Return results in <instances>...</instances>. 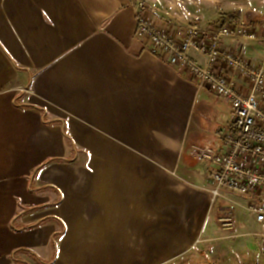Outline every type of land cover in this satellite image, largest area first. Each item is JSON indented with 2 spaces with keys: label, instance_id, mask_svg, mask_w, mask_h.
I'll return each instance as SVG.
<instances>
[{
  "label": "crops",
  "instance_id": "crops-1",
  "mask_svg": "<svg viewBox=\"0 0 264 264\" xmlns=\"http://www.w3.org/2000/svg\"><path fill=\"white\" fill-rule=\"evenodd\" d=\"M133 3L0 0V264H264L254 198H213L194 157L225 149L230 103L145 48ZM237 10L257 39L221 49L258 67L264 0Z\"/></svg>",
  "mask_w": 264,
  "mask_h": 264
},
{
  "label": "built area",
  "instance_id": "built-area-1",
  "mask_svg": "<svg viewBox=\"0 0 264 264\" xmlns=\"http://www.w3.org/2000/svg\"><path fill=\"white\" fill-rule=\"evenodd\" d=\"M133 6L136 37L144 42L145 48L186 71L199 88H206L230 103V122L217 131L225 149L198 146L194 157L213 167L210 174L213 198L223 189L254 198L250 209L261 226L264 240V199L261 198L264 195V109L260 105V97L264 96V61L258 67L250 66L241 57L224 52L220 46L224 39L247 37L255 40L257 33L238 20H225L214 26L196 22L184 32L176 33L154 23L143 3H133ZM194 54L204 57L206 62H198ZM220 60L249 80L251 91L248 94L237 91L227 76L214 68Z\"/></svg>",
  "mask_w": 264,
  "mask_h": 264
},
{
  "label": "rangeland",
  "instance_id": "rangeland-1",
  "mask_svg": "<svg viewBox=\"0 0 264 264\" xmlns=\"http://www.w3.org/2000/svg\"><path fill=\"white\" fill-rule=\"evenodd\" d=\"M242 1L246 0H134V3H143L148 16L157 25L180 33L196 22L204 26H214L225 20L233 21L232 19H234L243 21L250 26L256 24L246 20L244 15L238 16L237 9ZM211 2L219 5L218 10H222L224 13L219 14L220 17L217 20L207 21L202 15L200 16L198 11L203 14L210 13L206 3Z\"/></svg>",
  "mask_w": 264,
  "mask_h": 264
},
{
  "label": "trees",
  "instance_id": "trees-1",
  "mask_svg": "<svg viewBox=\"0 0 264 264\" xmlns=\"http://www.w3.org/2000/svg\"><path fill=\"white\" fill-rule=\"evenodd\" d=\"M228 18H230V16H228ZM232 20H234V19H232Z\"/></svg>",
  "mask_w": 264,
  "mask_h": 264
}]
</instances>
